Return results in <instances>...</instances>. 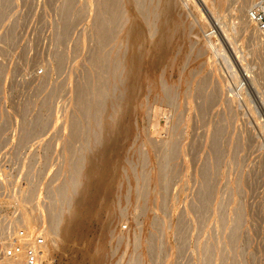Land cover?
Masks as SVG:
<instances>
[{
	"label": "rangeland",
	"instance_id": "rangeland-1",
	"mask_svg": "<svg viewBox=\"0 0 264 264\" xmlns=\"http://www.w3.org/2000/svg\"><path fill=\"white\" fill-rule=\"evenodd\" d=\"M67 1L0 0V189L27 204L28 227H44L52 264H264V32L248 24L264 0H176L186 38L133 109L129 80L113 70L133 50L108 38L99 61L94 5L72 0L69 13ZM115 136L113 194L100 195L77 237L78 213H68L91 199L82 176ZM71 179L73 202L62 206Z\"/></svg>",
	"mask_w": 264,
	"mask_h": 264
},
{
	"label": "bare ground",
	"instance_id": "bare-ground-1",
	"mask_svg": "<svg viewBox=\"0 0 264 264\" xmlns=\"http://www.w3.org/2000/svg\"><path fill=\"white\" fill-rule=\"evenodd\" d=\"M69 1L70 0H68L66 2L64 9L67 7L68 8L67 9L68 12L70 13L71 11H73V8H74L73 6L74 5L72 4L73 3L72 0H71V2H69ZM183 1H182V5H184ZM87 2H88V0H87ZM89 2L91 3V5H94V9L93 10L96 13V15H95L96 18L94 20L93 27H94V30L96 32V38H97V40L99 42L98 43L99 48H98V51H97L98 55H97V53H95V56L97 55L98 60L100 58V59H103L104 60L103 62H105L106 59H107V55L105 54V52L104 51L101 52V50H104L101 47L104 45L105 41L108 38H113L114 41L118 42L119 43V49L126 48V50H127L128 47H129V48H131V50H133L128 56H126V54H125L126 52H124L123 54H121V52H119L116 55L117 62L113 66V70H114V73H116L118 75V77H119L118 79H122V78L125 77V79H128L129 80V85H128L129 97L127 99V106L128 107L125 106L126 103H125L124 106L127 107V108H130V109L131 108L132 109L133 108H136V106L138 104V90L140 89L142 83L144 81L149 82V80H151V77L156 72H158L159 68L161 67V64H163L164 62H167L171 66L174 65V61H173L174 59L173 58L171 59V55L174 52L177 51L176 50L177 49V46H178L177 43L179 42V40L180 41L181 40L184 41L185 38H186V34H185L186 30L183 28L180 31V29L182 28V26H184L183 25V20L181 19V15H180L182 12L181 13L179 12V9H180L179 8L180 7V4L179 3L181 1L178 3V1H176V0H150V3L147 2V4H144V2L142 0H89ZM186 2H185V4H187ZM76 9H74V10H76ZM251 21L252 20L248 21V24ZM246 23H247V20H246ZM217 24L220 25L221 23L220 24L217 23ZM155 33H157L158 38H155L154 39V37L157 36V35L155 36ZM178 33H179V35L177 36ZM105 67H106V69L103 70V71H105V73L106 72L108 73L110 68L108 66H105ZM249 70L247 69V71H249ZM232 71H234V70H232ZM99 80H100V77H99ZM97 83L99 84L100 82H97ZM121 83H123V82H121ZM96 86H98V85H96ZM121 86H122V84H121ZM121 89H123V88H121ZM119 91L121 92V90H119ZM125 99H123V100H125ZM117 103H119V102H117ZM115 111H117V109H115ZM118 111L120 113L121 110L118 109ZM125 111H128V110H125ZM125 114H126V112H125ZM111 115H113V114H111ZM112 124H113V121H112ZM114 125H115V123H114ZM112 127H113V125H112ZM115 128H117V127H115ZM128 128H129V120H125V122L123 121V123L119 125V127H118L117 130H119L118 132H121V131L122 132H126V130ZM116 134H117V137H118L119 136L118 135L119 133H116ZM120 134H122V133H120ZM117 137L115 136V140L113 138L110 139V137H106L105 138V142L104 143L108 147L110 146V149L111 150H108V153L106 154V160L105 159H104L105 161L102 160V164H101V160H100V163H99L97 158H95V159L92 158L90 160V163L88 162L89 165H87V166H89V167H87L88 169H87V172H86V176L84 175V172L81 173V174H80V172H78L79 174L76 172L78 175H81V176L84 175L82 177L87 178V184L86 185L87 186L89 185L88 187L89 188L91 187L93 189L92 190L93 191V194L91 192L92 197H91L90 200H88L89 202L85 203L84 200H79V201L78 200H74V203H75V201H77L76 204H74L75 207L73 206L75 211L73 210V213L72 212L68 213V215L69 214H74V212L76 214L78 213V217L75 218L76 222L74 223L73 228H71V229H73V230H71L72 231L71 233H73L77 237L78 236L81 237L83 235H86L88 232H90L92 226H91V224H90L89 221H91L95 217L94 206L98 202L97 200L100 197V195L103 196V197H109V196H112V194H113V190H114V187H115V182H116V179H117V165H116V163H114L111 160L110 155L111 156L113 154L118 155L120 153V151H121V145H119L120 140ZM102 143H103V141H102ZM103 148L104 147L102 146V150H103ZM102 150H100V151H102ZM90 152H91V149H90ZM88 155H90V154H88ZM93 157H96V156L94 155ZM86 158H88V157H86ZM96 159H97V161H96ZM100 164L102 166V169H100L101 167L97 168L98 166H100ZM83 165H85V164L83 163ZM70 169H72V168H70ZM80 169H82V168H80ZM98 169H100L101 171L98 172L99 171ZM83 170H84V167H83ZM77 171H80V170L77 169ZM78 175H76L75 177H77ZM81 176L77 179L78 181L82 178ZM77 180L76 181H73V179H71V183L70 182H67V184L65 185L66 190L63 189V193L61 191L62 195H60V196H62L61 198H63L62 199V202H63L64 199H65L64 202L65 201L66 202L67 201H70V203H68V205L73 202V201L71 202V199H69V197H70V194H71L72 190H73V192L75 191V189H73V188H77V185H76L77 184L76 183ZM78 185H80V183ZM88 187H87V190L89 189ZM91 188H90V190H91ZM90 190H89V192H90ZM59 192H60V190H59ZM58 196H59V194H58ZM72 196L73 195H71V198H72ZM80 196H82V195H80ZM61 198H59V199H61ZM64 202H63L62 206L67 205V204H64ZM67 207L68 206H66L64 208L66 209ZM71 207H68L67 210L69 208L71 209ZM71 211H72V209H71ZM68 212H69V210H68ZM54 214L56 215V212H54ZM58 216H59V219H60L61 218L60 217V214ZM52 218H53V215H52ZM54 219H55V217H54ZM57 219H56V221H57ZM57 224L60 227L59 222H57ZM57 224H54L53 223V225H55L56 227H57ZM52 228H54V227H52ZM68 229L69 228H68V225L67 224L66 225H63L64 232L65 231H68ZM52 231H54V230H52ZM56 232H58V231L56 230ZM54 233H55V231H54ZM73 234H71V236H73ZM57 235H58V233H57ZM57 244H58V242H57ZM93 258H92V256L91 257H89V256H82V259H80V260H73L72 263L73 264H98L97 258H94V259ZM10 263H12V262H10ZM10 263H7V264H10ZM12 264H16V263H12Z\"/></svg>",
	"mask_w": 264,
	"mask_h": 264
},
{
	"label": "built area",
	"instance_id": "built-area-1",
	"mask_svg": "<svg viewBox=\"0 0 264 264\" xmlns=\"http://www.w3.org/2000/svg\"><path fill=\"white\" fill-rule=\"evenodd\" d=\"M249 17L255 27L264 32V3L254 7L249 12ZM2 158L8 159V155L3 154ZM0 172L2 175L6 169L3 168ZM0 183L5 185L3 180ZM14 196L15 194L4 186L0 189V261L16 264H52L51 244L46 230L44 227L32 230L27 226L24 221V209H27V204L16 200Z\"/></svg>",
	"mask_w": 264,
	"mask_h": 264
}]
</instances>
